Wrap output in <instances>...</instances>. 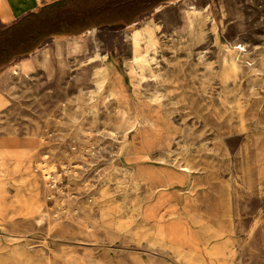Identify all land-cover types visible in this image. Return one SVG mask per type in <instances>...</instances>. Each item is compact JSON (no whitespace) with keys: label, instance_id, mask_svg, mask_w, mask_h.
Wrapping results in <instances>:
<instances>
[{"label":"rangeland","instance_id":"374dc122","mask_svg":"<svg viewBox=\"0 0 264 264\" xmlns=\"http://www.w3.org/2000/svg\"><path fill=\"white\" fill-rule=\"evenodd\" d=\"M114 2L129 24L0 71V264H264V0ZM137 101L172 150L136 151ZM161 193L191 229L177 249Z\"/></svg>","mask_w":264,"mask_h":264},{"label":"crops","instance_id":"0c3cea01","mask_svg":"<svg viewBox=\"0 0 264 264\" xmlns=\"http://www.w3.org/2000/svg\"><path fill=\"white\" fill-rule=\"evenodd\" d=\"M5 3H8V10L0 12L3 21V26L0 28V71L14 65H20L21 62H24V59H21L23 57L29 55L33 56L38 52L42 53L44 48L50 45L49 40L51 39L78 38L98 29L102 25L106 26L116 22H131L128 17L127 20L124 19L125 13L122 14L123 11L120 10L119 12L117 11L119 17L116 18L117 7L115 6L116 3L114 0H5ZM54 11H58L60 20L65 23H72V29H74L75 32L78 33L86 30L77 35H51L42 41L41 28H43V23L41 20H48L47 15ZM129 27L132 29L131 39L133 42V37H139L144 34L143 31L145 26L142 28H134V25H131ZM133 44L134 43H132V58L135 54V47ZM57 48L61 49L62 45L58 43ZM43 56L47 59L48 53L44 52ZM97 57H100V55L97 54ZM94 61H96L95 57L91 58L86 64H90ZM111 64L113 63L106 62L105 67ZM103 88H106L104 92L106 94H103L104 98L111 101L109 98L112 97L108 95H111L113 91V83L107 81L106 84L99 87V90ZM117 99H115V101L121 103L120 97ZM150 109L151 107L148 106V104L138 101L132 109L126 107H119L118 109L122 110V118L125 123L131 124L136 122L138 138L143 140L140 148L136 146V151L147 156L154 155L153 151L155 150H158V153L172 150L175 147L176 140L174 135L168 134L171 138L169 146L162 147L152 145L151 148L146 146L145 141L151 142V137L147 132L154 125ZM150 204L151 206L148 210L156 212V216H164L166 218L164 223H155L154 232L162 233L163 231L170 233L171 241L167 242L169 243L168 247L171 249L175 247L177 249V245L173 246L174 242H176L174 239H178L177 232L180 230H191L189 224H179L178 198H174L169 193H161L157 194L154 201ZM180 227L183 229H180ZM153 243L157 244L158 242L153 241Z\"/></svg>","mask_w":264,"mask_h":264},{"label":"trees","instance_id":"16d2710c","mask_svg":"<svg viewBox=\"0 0 264 264\" xmlns=\"http://www.w3.org/2000/svg\"><path fill=\"white\" fill-rule=\"evenodd\" d=\"M147 0H131L132 3L128 7H133V10H136L137 14H141L146 9H141V7L134 5L133 3H147ZM48 20L43 19L41 20L43 23L42 29V41L48 38L51 35H77L81 34L82 32H75L72 29V23H65L64 21L59 19L58 11L51 12L47 15ZM42 19V18H41ZM129 24V23H128ZM26 53V52H23Z\"/></svg>","mask_w":264,"mask_h":264},{"label":"bare ground","instance_id":"6f19581e","mask_svg":"<svg viewBox=\"0 0 264 264\" xmlns=\"http://www.w3.org/2000/svg\"><path fill=\"white\" fill-rule=\"evenodd\" d=\"M7 10H8V3H5V0H0V12H5ZM237 48L241 49V50H245V48L242 45H238ZM124 98H125V95L122 97L121 103L123 102ZM170 142H171V138L168 135H166L165 137H156L155 139L151 138V142L150 141H145L146 146L148 148H151L152 145L162 146V147L163 146H169ZM42 170H43V175L46 178H48V176L50 175V172L47 171V167L43 166Z\"/></svg>","mask_w":264,"mask_h":264}]
</instances>
